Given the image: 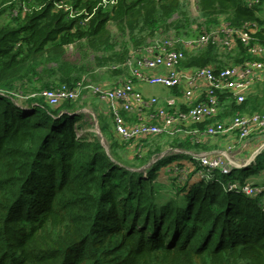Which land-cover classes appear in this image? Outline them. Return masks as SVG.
<instances>
[{
	"label": "trees",
	"instance_id": "1",
	"mask_svg": "<svg viewBox=\"0 0 264 264\" xmlns=\"http://www.w3.org/2000/svg\"><path fill=\"white\" fill-rule=\"evenodd\" d=\"M21 1L30 10L0 26V264H264L262 195L228 185L260 184L246 180L250 169L264 173V149L239 175L215 170L204 177L201 162L186 154L208 150L195 138L112 142L108 153L80 133L85 115L75 101L51 106L30 96L106 78L115 85L147 46L223 26L245 28L250 43L235 36L228 49L211 38L185 51L179 69L264 62L250 51L264 48V0H198L199 21L185 0H64L74 17L55 0ZM14 6L0 0V18ZM70 45L79 60L65 58ZM166 89L183 95L181 87ZM217 95L219 114L191 129L264 114V78L242 103L227 91ZM128 148L132 156L118 151Z\"/></svg>",
	"mask_w": 264,
	"mask_h": 264
},
{
	"label": "built area",
	"instance_id": "2",
	"mask_svg": "<svg viewBox=\"0 0 264 264\" xmlns=\"http://www.w3.org/2000/svg\"><path fill=\"white\" fill-rule=\"evenodd\" d=\"M15 6L11 14L17 16L22 9L29 11L26 1L9 0ZM104 0V4H107ZM115 0H112L114 3ZM55 8L69 10L71 17L76 16L74 9L64 0H55ZM88 18L85 19L87 21ZM224 33V36H221ZM238 36L247 45L250 43V33L245 28L217 27L210 32H204L198 37H168L147 46L139 54L136 53L128 62L130 76L124 77L117 84L106 86L94 83H79L70 88L66 85L45 89L30 96L40 95L51 106L61 105L66 101H76L84 91H89L103 102L109 109L113 128L121 142H130L140 138H150L162 133H176L187 129L181 124H196L207 122L219 114L218 92H230L238 103L244 102L253 88L256 80L264 78L263 61H247L244 65L227 67L216 72L212 67H201L195 70L179 69L180 61L185 57V51L194 50L206 44L211 38L221 45L222 48L231 49L234 37ZM250 51L256 55L264 54L261 45H253ZM147 83L153 86L165 88L181 87L184 101L189 109L183 112L181 108L171 111L170 107L178 105L175 97L167 99V107L160 105L157 96L146 97L137 82ZM19 91L16 96L26 98ZM204 95L205 100L195 103L196 99ZM140 110L148 109L147 118L129 121L124 112H131L135 107ZM178 123V127L175 124ZM264 132V114L254 113L251 115H236L225 120L206 123L204 130L188 129L184 133L200 134L207 137L224 135L237 136L239 141L247 140L252 134ZM233 146L227 148V152ZM204 167V177L211 175L215 170L222 174H229L232 164L226 153L200 154L196 157ZM229 189H239L249 196L262 195L264 208V181L258 185L246 183L240 186L235 182H229Z\"/></svg>",
	"mask_w": 264,
	"mask_h": 264
},
{
	"label": "crops",
	"instance_id": "3",
	"mask_svg": "<svg viewBox=\"0 0 264 264\" xmlns=\"http://www.w3.org/2000/svg\"><path fill=\"white\" fill-rule=\"evenodd\" d=\"M107 82H111L106 80ZM119 81H117L118 83ZM137 85L138 88L141 89L144 93V95L146 97H153V96H157L159 97V102L160 105H164L167 107V99H169V97H173L175 96L176 99L178 100V105L174 106V107H170L171 111H175L178 110L179 108H183V104L182 102H184V95H175L173 92H171L169 89H167V93L164 92L162 94H156L155 91L157 90V86H153V85H149L147 83H140L138 81ZM181 94H182V89H181ZM96 102H92V105H90V108L95 109V116L97 117V125L99 128V132H101V134L105 135V130L107 128L112 130V137H117L115 130L113 128V123H112V119L110 117L109 114V109L107 108V106L101 102V100L99 98H95ZM149 111L148 109H143L140 110L139 108H137V106L131 111V112H124V116L129 120V121H135L137 119H141V118H147ZM86 120V119H84ZM88 124V121H86L85 125ZM84 125V127H86ZM178 123L175 124V127H178ZM181 126L186 127V128H190L191 126L190 124H181ZM87 128V127H86ZM91 128H87V130H90ZM193 130V129H192ZM178 136H181L182 139H184L185 137L183 136V134L179 133ZM195 136L199 139L198 142H202V144L207 145L208 146V150H203V151H209V153L212 154H219V153H226L227 154V147H229L231 144H233V140L234 138L231 135H225L224 137L221 136H217V137H207V136H202L200 134H196V133H192L190 135L191 138H195ZM106 137V135H105ZM228 139L231 140L228 141ZM111 140V139H110ZM249 139L243 141L239 147L236 148V150H233L231 154L233 155H229L232 157H229L228 160L229 162L232 164V169H239V170H244V168H248L251 167L255 164L257 157L259 155V144L256 143L255 141H250L248 142ZM231 143V144H230ZM259 147V148H257ZM178 151V150H177ZM203 151H186V154H188V156H192V158L196 159V157H198V155L201 154V152ZM186 158V157H185ZM188 159V158H187ZM185 160V159H184ZM183 160V161H184ZM251 178V177H250ZM250 178H248L247 180H249ZM252 180L253 181H258L259 180L264 181V173L263 171L259 174H255L252 176Z\"/></svg>",
	"mask_w": 264,
	"mask_h": 264
},
{
	"label": "rangeland",
	"instance_id": "4",
	"mask_svg": "<svg viewBox=\"0 0 264 264\" xmlns=\"http://www.w3.org/2000/svg\"><path fill=\"white\" fill-rule=\"evenodd\" d=\"M186 1V3H187V5H188V9H189V11H190V15H191V18L192 19H194V20H197V21H199V18H200V11H199V7H198V0H185ZM12 18V14L11 13H9V11L6 13V14H4L1 18H0V26L1 25H3V24H6V23H9V22H11V19ZM192 26H193V28L195 29V28H197V23L196 22H194L193 24H192ZM165 34V33H164ZM65 58L66 59H68V60H70V61H77V60H79V58H80V54H79V51H78V49L76 48V46H73V45H70V46H68L67 48H66V51H65ZM124 77L122 76V77H119L118 78V81H120L121 79H123ZM108 78H106L105 80H99V81H94V82H96V84L98 83V84H102V85H106L105 83H108L106 80H107ZM109 81V80H108ZM157 86V85H156ZM155 86V87H156ZM158 88H157V90L155 91V93L156 94H162V93H164V92H166L167 93V89L165 88V87H161V86H157ZM18 93H19V91H18ZM21 93V92H20ZM30 93V92H29ZM95 98H97L94 94H92L91 92H89V91H84L83 92V94L79 97V99L78 100H76L75 102H76V104H78V106H79V111L78 112H80V113H82V114H84L85 115V118H83V119H86L85 120V122L86 121H88V126H86L87 128L89 127V128H91L90 130H87V128L86 127H84L81 131H80V133L81 134H83V133H85V135H86V138H87V140H95V139H97L103 146H104V148L107 150V152L108 153H110V150H111V145L113 144L112 142H114V144L115 143H118L119 142V140H118V138L117 137H112V130L111 129H109V128H107L106 130H105V135H106V137H105V135L104 134H101V132H99V128H98V126H96L97 125V117L95 116V109H93V108H90V105H92V102H96L97 103V101H96V99ZM159 98V97H158ZM82 122V121H81ZM185 130H188V128L187 129H185ZM185 130H182V131H179V132H176V133H162V134H166V135H170V136H178V134L179 133H181V134H183V136L185 137V138H187V137H189L190 138V135L191 134H187V133H184L185 132ZM161 134V135H162ZM162 136H165V135H162ZM221 137H224L225 138V135L224 136H221ZM233 138H234V140H233V144H231L232 143V140L231 139H228V141H230L231 140V145L230 146H233L232 147V149L230 150V151H228L227 152V158H229V157H231V156H229L231 153H232V151L233 150H236V148L237 147H239V145L243 142V141H245V140H243V141H239V139H238V137L237 136H232ZM111 139V140H110ZM195 139L196 140H198L199 141V139L195 136ZM247 139H249L248 140V142H250V141H255L256 143H258L259 144V147H257V148H259L258 150H259V152H261L263 149H264V132H262V133H258V134H252L250 137H248ZM228 148V147H227ZM116 149L113 147V151H115ZM118 151L121 153V154H123V156L124 157H128V155H130V156H132L133 155V153L131 152V150L128 148L127 150H121V149H118ZM133 151V150H132ZM170 152H175V151H173V150H170V148L169 147H167L166 148V152L165 153H170ZM177 152V151H176ZM201 154H212V153H209V151H203V152H201ZM231 155H233V154H231ZM231 159H232V157H231ZM173 164H175V162L173 163ZM232 172V171H231ZM241 172H243V170H239V169H237V170H235V173H234V175H239ZM248 172L249 173H247L248 174V176H249V180L251 181L252 180V176L253 175H255L254 173H253V171H252V169H250V170H248ZM213 173H211V175H212ZM169 177H167V175L166 176H164V180H167ZM246 181H248V180H246ZM260 182H261V180H259ZM247 183H250V182H247ZM237 184H239V183H237ZM228 185H231V183H229ZM240 186H245L246 185V183L245 184H239ZM245 193V192H244Z\"/></svg>",
	"mask_w": 264,
	"mask_h": 264
}]
</instances>
